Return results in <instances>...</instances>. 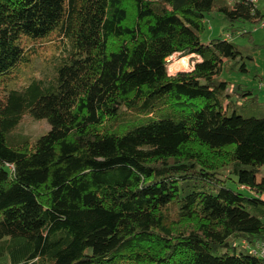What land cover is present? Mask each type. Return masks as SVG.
<instances>
[{"label":"trees","instance_id":"16d2710c","mask_svg":"<svg viewBox=\"0 0 264 264\" xmlns=\"http://www.w3.org/2000/svg\"><path fill=\"white\" fill-rule=\"evenodd\" d=\"M214 11L264 19L248 0H0V264H264L246 248L264 102L222 79L233 41H201ZM46 45L53 74L22 83ZM176 54L193 69L170 76ZM27 114L50 125L33 144Z\"/></svg>","mask_w":264,"mask_h":264},{"label":"rangeland","instance_id":"374dc122","mask_svg":"<svg viewBox=\"0 0 264 264\" xmlns=\"http://www.w3.org/2000/svg\"><path fill=\"white\" fill-rule=\"evenodd\" d=\"M259 9L264 11V0L258 4ZM233 27H230L221 13L216 11L209 14L205 21V29L200 34V39L203 43H208L212 39L221 37L233 41L240 50V54H236V59H230L224 62L221 77L222 79L230 82L229 91L232 92L237 86L236 84H244L243 86L249 87L258 100L264 102V91L258 89L259 80L264 81V32L250 23L238 22ZM242 28H246L249 33H243ZM60 53V49L55 46L46 45L43 51L38 54L37 59L33 62L32 67L26 69L22 73V83L29 82L34 78L48 79L53 74V65L55 56ZM240 55L244 56L243 61ZM192 56L179 57V54L173 55L168 59V74L175 76L179 72L191 71L193 69ZM194 57V56H193ZM182 61V66H178V62ZM237 61L240 63L237 65ZM245 63L247 71H240L239 67ZM21 83V84H22ZM50 129L47 120H36L33 117L24 115L16 132L26 136L31 144H33L41 135ZM264 175V167L259 178ZM231 187L237 188L236 183L232 180L228 182ZM251 195H255L252 194ZM259 198L264 203V193L259 195ZM7 258V256H6ZM5 261V257L0 258V263Z\"/></svg>","mask_w":264,"mask_h":264},{"label":"built area","instance_id":"2783aa9c","mask_svg":"<svg viewBox=\"0 0 264 264\" xmlns=\"http://www.w3.org/2000/svg\"><path fill=\"white\" fill-rule=\"evenodd\" d=\"M248 1L252 2L255 5H258L261 0H248ZM258 29L264 32V19L258 25ZM258 89L264 91V81H260L258 83ZM246 248H248L251 253L258 256L260 259L264 261V242H257L253 246L247 245Z\"/></svg>","mask_w":264,"mask_h":264},{"label":"bare ground","instance_id":"6f19581e","mask_svg":"<svg viewBox=\"0 0 264 264\" xmlns=\"http://www.w3.org/2000/svg\"><path fill=\"white\" fill-rule=\"evenodd\" d=\"M182 61H183V60H180V61L178 62V66H180V67L182 66Z\"/></svg>","mask_w":264,"mask_h":264}]
</instances>
